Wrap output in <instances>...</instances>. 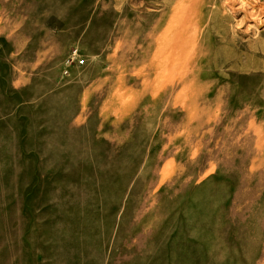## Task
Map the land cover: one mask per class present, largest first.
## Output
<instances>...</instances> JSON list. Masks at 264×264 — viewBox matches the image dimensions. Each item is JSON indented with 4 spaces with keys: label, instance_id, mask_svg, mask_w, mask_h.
I'll use <instances>...</instances> for the list:
<instances>
[{
    "label": "rangeland",
    "instance_id": "obj_1",
    "mask_svg": "<svg viewBox=\"0 0 264 264\" xmlns=\"http://www.w3.org/2000/svg\"><path fill=\"white\" fill-rule=\"evenodd\" d=\"M0 264H264V0H0Z\"/></svg>",
    "mask_w": 264,
    "mask_h": 264
},
{
    "label": "built area",
    "instance_id": "obj_2",
    "mask_svg": "<svg viewBox=\"0 0 264 264\" xmlns=\"http://www.w3.org/2000/svg\"><path fill=\"white\" fill-rule=\"evenodd\" d=\"M73 54L75 55V52H73ZM76 62H77L78 64H82V63H83V60H81V59H77Z\"/></svg>",
    "mask_w": 264,
    "mask_h": 264
},
{
    "label": "bare ground",
    "instance_id": "obj_3",
    "mask_svg": "<svg viewBox=\"0 0 264 264\" xmlns=\"http://www.w3.org/2000/svg\"><path fill=\"white\" fill-rule=\"evenodd\" d=\"M168 46V45H167ZM165 47H166V45H165ZM170 47V46H169ZM166 49H167V47H166ZM173 49V48H172ZM153 60V59H152ZM156 61V60H155Z\"/></svg>",
    "mask_w": 264,
    "mask_h": 264
}]
</instances>
